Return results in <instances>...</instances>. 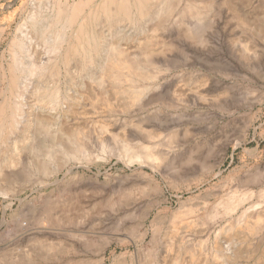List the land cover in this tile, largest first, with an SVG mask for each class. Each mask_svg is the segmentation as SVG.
<instances>
[{"label":"rangeland","instance_id":"obj_1","mask_svg":"<svg viewBox=\"0 0 264 264\" xmlns=\"http://www.w3.org/2000/svg\"><path fill=\"white\" fill-rule=\"evenodd\" d=\"M58 1L79 0H0V105L10 96L18 27L25 23L38 59L48 62L47 48L62 29L51 18ZM101 1H88L85 11ZM208 3L212 13L194 41L184 33L194 20L182 13ZM171 7L164 28L121 23L126 35L110 38L136 61L167 72L158 86L89 81L87 111L67 120L88 134V160H71L72 174L64 167L52 174L47 153L60 150L47 117L35 134L39 153L25 159L21 173L0 177L8 190L0 193V264H264V0H174ZM106 22L97 19L95 31ZM77 61L72 73L81 69ZM62 70L47 75V85L56 80L80 94L82 75L71 73L72 83ZM133 151L153 157L129 162ZM143 192L153 196L151 208ZM231 195L246 201L226 213L219 203ZM245 209L254 221L249 232L235 222ZM229 226L243 241L229 243Z\"/></svg>","mask_w":264,"mask_h":264},{"label":"bare ground","instance_id":"obj_2","mask_svg":"<svg viewBox=\"0 0 264 264\" xmlns=\"http://www.w3.org/2000/svg\"><path fill=\"white\" fill-rule=\"evenodd\" d=\"M88 1L90 0L85 2L79 0L71 4L58 1L52 9L53 23L59 24L62 29L55 33L51 45L47 48V52L50 54L48 62L38 59L37 47L29 30L25 28V23L18 27L19 38L15 36L11 44L14 53L12 54L13 62L10 65V96H5L0 105V177L16 176L19 172L21 173L24 170L25 159L30 154L39 153L40 146L36 144L35 134L45 128L47 117L53 118L55 127H57L53 133V139L60 150L47 153L51 160L49 161L53 162L55 166L53 170L51 163L52 174L56 175L63 167L67 174H72L76 167L71 163V160H81L82 155L88 160L89 155L85 142L88 139V134L84 132L83 128L68 125L67 120L69 116L76 115L77 112L84 114L87 111L86 99L90 90L89 81L101 86L105 85L108 79L115 80L119 84L148 81L160 85V75L167 72L163 66L151 61L146 64L136 61L123 47L111 41L110 38L126 35L124 32L120 34V30L117 29L121 23L128 25H124V27L133 26L139 31H146L149 24H153L157 28L160 27V29L164 28L168 24L166 20L172 12L171 3L174 0H103L96 8L86 12L85 7ZM212 10L209 3L197 7L192 4L186 5L182 18H192L194 28L187 27L184 33L194 41L198 40L200 33L205 30ZM99 18H105L108 23L106 22L104 30L97 32L94 29V24ZM176 23V21L173 22V25ZM153 25L151 29L154 28ZM211 26L210 23L209 27ZM23 60H27L28 65H25L26 67L22 71V75L25 77L24 83L21 82L22 89L18 90L21 79V74L19 75L18 72L23 68ZM74 60L81 61V69L77 71L78 73H73L75 76L78 74L84 78L80 83L82 92L73 96L69 90H63V85L61 86L59 82L51 78L54 85L49 87L46 77L49 78L52 75L59 77L63 73L62 69H65V75L69 76L70 81L75 82V77H71L72 68L70 67ZM78 61L77 63H79ZM33 79L35 80L33 81ZM150 87L151 84L134 92V100L140 98L142 92ZM14 96H24V98L12 101L11 98ZM59 107L63 109L62 112L55 114ZM59 154L64 156V162L63 164L61 162V165L58 162L57 155ZM125 157L129 162L134 160L146 162L152 159L153 154L147 152L142 155L134 152ZM86 163L88 162L86 161ZM44 171L50 172L47 168H44ZM151 180L155 186L152 187V190L157 189L159 186L153 179ZM7 191L0 189V193L3 195L8 194ZM142 194L150 200L148 207L151 208L154 204L153 196L148 192ZM228 197V200L219 203L226 213L246 201V198H237V195ZM215 214L217 212H214ZM179 217L181 218V216ZM258 221V224L261 223L262 218H259ZM235 222L237 226L242 227L244 232H249L254 226L253 218L250 219L246 209L241 212ZM228 230L231 232L227 238L229 243L236 244L238 241H243V232H234L232 226H229ZM229 243L226 246H231Z\"/></svg>","mask_w":264,"mask_h":264}]
</instances>
